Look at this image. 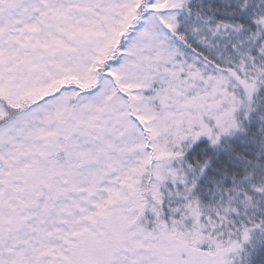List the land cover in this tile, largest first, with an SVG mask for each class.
Returning <instances> with one entry per match:
<instances>
[{
    "label": "snow or ice",
    "instance_id": "obj_1",
    "mask_svg": "<svg viewBox=\"0 0 264 264\" xmlns=\"http://www.w3.org/2000/svg\"><path fill=\"white\" fill-rule=\"evenodd\" d=\"M0 264H264V0H0Z\"/></svg>",
    "mask_w": 264,
    "mask_h": 264
}]
</instances>
